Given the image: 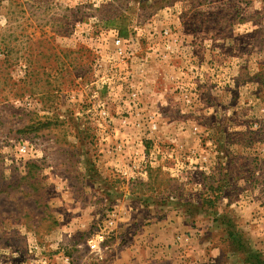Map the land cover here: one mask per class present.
<instances>
[{
  "label": "rangeland",
  "instance_id": "rangeland-1",
  "mask_svg": "<svg viewBox=\"0 0 264 264\" xmlns=\"http://www.w3.org/2000/svg\"><path fill=\"white\" fill-rule=\"evenodd\" d=\"M175 221L264 264V0H0V264Z\"/></svg>",
  "mask_w": 264,
  "mask_h": 264
},
{
  "label": "crops",
  "instance_id": "crops-1",
  "mask_svg": "<svg viewBox=\"0 0 264 264\" xmlns=\"http://www.w3.org/2000/svg\"><path fill=\"white\" fill-rule=\"evenodd\" d=\"M168 228L170 235L167 234L169 233ZM181 228L186 229L187 226L179 224L177 221L170 223V225L152 223L148 232H155L156 235L151 234L149 237H145L147 236L146 233V235L133 238L125 246L123 252L111 254L106 264H213L219 260L216 253L210 252L209 255H205V252L204 254L202 251L198 252L199 249L196 247L193 250L197 252L190 250L189 253L182 254L177 251L176 248L181 245L179 244L181 239L177 238V242L175 237L179 235ZM224 262L230 263L228 258H225ZM235 264L239 263L236 262Z\"/></svg>",
  "mask_w": 264,
  "mask_h": 264
},
{
  "label": "built area",
  "instance_id": "built-area-1",
  "mask_svg": "<svg viewBox=\"0 0 264 264\" xmlns=\"http://www.w3.org/2000/svg\"><path fill=\"white\" fill-rule=\"evenodd\" d=\"M114 221H115L114 213L107 215V220H105V222H103L101 225H97L91 237L86 240L84 246L90 256L94 258H98V257L100 258L105 236L111 230ZM32 249L38 251V247L36 245H34ZM62 259L65 263L69 264V259L67 257H62Z\"/></svg>",
  "mask_w": 264,
  "mask_h": 264
}]
</instances>
